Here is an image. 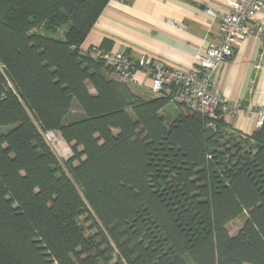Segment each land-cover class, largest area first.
Here are the masks:
<instances>
[{
  "label": "trees",
  "instance_id": "trees-1",
  "mask_svg": "<svg viewBox=\"0 0 264 264\" xmlns=\"http://www.w3.org/2000/svg\"><path fill=\"white\" fill-rule=\"evenodd\" d=\"M110 1L0 0V264H264V123L135 94L81 49Z\"/></svg>",
  "mask_w": 264,
  "mask_h": 264
},
{
  "label": "crops",
  "instance_id": "crops-1",
  "mask_svg": "<svg viewBox=\"0 0 264 264\" xmlns=\"http://www.w3.org/2000/svg\"><path fill=\"white\" fill-rule=\"evenodd\" d=\"M228 1L233 0H111L81 49L98 48L108 39L111 51L126 54L133 61L146 57L171 68L194 69L196 57L218 42ZM206 9H212L216 17L207 15ZM253 26L263 29L264 38V0ZM262 45L263 40L254 36L243 41L233 58L218 69L213 82L230 105L240 104L244 109L239 115H226V122L248 135L260 127L257 117L246 112L264 108ZM127 84L137 95L154 96L151 79L143 70H137Z\"/></svg>",
  "mask_w": 264,
  "mask_h": 264
},
{
  "label": "built area",
  "instance_id": "built-area-1",
  "mask_svg": "<svg viewBox=\"0 0 264 264\" xmlns=\"http://www.w3.org/2000/svg\"><path fill=\"white\" fill-rule=\"evenodd\" d=\"M227 5L229 11L221 18L218 42L209 45L204 53L196 57L194 69H175L159 61H149L146 57L133 61L126 54L103 52L97 48H93L91 53L103 59L106 65L113 68L118 79L126 83L133 80L137 70H143L151 79L154 96L166 95L172 103L184 105L209 118L239 115L244 109L240 104L230 105L223 98L213 86L214 77L221 65L232 59L241 43L251 36L263 40L260 62H264L263 29L258 27L256 30L253 26L255 17L263 9V0H233ZM205 13L216 17L212 9H206ZM246 113L257 117L259 127L263 125L264 108Z\"/></svg>",
  "mask_w": 264,
  "mask_h": 264
},
{
  "label": "rangeland",
  "instance_id": "rangeland-1",
  "mask_svg": "<svg viewBox=\"0 0 264 264\" xmlns=\"http://www.w3.org/2000/svg\"><path fill=\"white\" fill-rule=\"evenodd\" d=\"M153 94V93H152ZM164 115L167 117L168 121L174 120L179 115V109L175 104H169L164 110ZM72 115H77L76 109L73 110ZM44 139L51 149V151L56 155L60 162L65 161L72 157L73 153L71 150L72 144L65 141L59 133L48 132L45 133ZM78 163H75L77 165ZM245 218L240 217L229 224V231L232 235L236 234L238 230L244 223Z\"/></svg>",
  "mask_w": 264,
  "mask_h": 264
}]
</instances>
